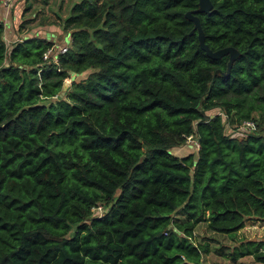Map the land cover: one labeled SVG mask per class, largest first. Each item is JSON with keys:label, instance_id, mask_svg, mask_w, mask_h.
I'll use <instances>...</instances> for the list:
<instances>
[{"label": "trees", "instance_id": "1", "mask_svg": "<svg viewBox=\"0 0 264 264\" xmlns=\"http://www.w3.org/2000/svg\"><path fill=\"white\" fill-rule=\"evenodd\" d=\"M209 1L234 57L196 0H75L56 41L0 22V264H201L198 222L264 264L235 234L264 222V0Z\"/></svg>", "mask_w": 264, "mask_h": 264}, {"label": "crops", "instance_id": "2", "mask_svg": "<svg viewBox=\"0 0 264 264\" xmlns=\"http://www.w3.org/2000/svg\"><path fill=\"white\" fill-rule=\"evenodd\" d=\"M73 1L75 0H44V3H41L43 0H14L4 4L2 1L0 22L3 24L4 40L12 42L19 37L31 34L30 32L42 35L51 41L60 40L62 32L58 24L59 17L67 14ZM26 20L35 26L24 25Z\"/></svg>", "mask_w": 264, "mask_h": 264}, {"label": "rangeland", "instance_id": "3", "mask_svg": "<svg viewBox=\"0 0 264 264\" xmlns=\"http://www.w3.org/2000/svg\"><path fill=\"white\" fill-rule=\"evenodd\" d=\"M3 4L5 2L11 3L14 0H2ZM0 0V3L2 2ZM44 3V0L43 2ZM72 3V2H71ZM30 20V19H29ZM26 22V23H25ZM31 22V20H30ZM28 20L24 21V25L28 24L33 27L35 24L30 23ZM32 33V32H30ZM41 33V32H39ZM235 53L236 51L233 50ZM233 55V53H232ZM77 78H75L76 80ZM67 85H69L68 80ZM217 112V109H211L207 111V113ZM226 131L230 132L231 129L226 127ZM236 134L241 131V129L233 130ZM192 140H186L183 144L174 146L170 148V152L174 155L181 156L189 152H193L195 150V146L192 143ZM103 210V209H102ZM195 240L198 242H206L208 246V252L202 255L201 263L202 264H258L255 262L251 256L246 255L242 256L234 262H231L227 256L226 252L228 250V246L234 243V239L227 234H221L217 232H211L206 229L204 222H198L194 229ZM236 238H264V222L258 220L247 219L244 221V224L238 231L235 233Z\"/></svg>", "mask_w": 264, "mask_h": 264}, {"label": "water", "instance_id": "4", "mask_svg": "<svg viewBox=\"0 0 264 264\" xmlns=\"http://www.w3.org/2000/svg\"><path fill=\"white\" fill-rule=\"evenodd\" d=\"M210 8H211V3L209 0H196V8L186 10L184 12V16L193 22V28L196 30V36H197L198 42L201 48H203L210 57H218L219 55L224 54V53H228L230 58L234 57L236 52L234 53L233 52L234 49L231 47H224V48L211 51L206 47V45L203 44V36H202V31H201V28L198 22V18L196 17V15L193 14V12H200V11L208 12ZM66 85H67V81L63 80L62 90L60 91V94L63 93V90L66 88Z\"/></svg>", "mask_w": 264, "mask_h": 264}, {"label": "built area", "instance_id": "5", "mask_svg": "<svg viewBox=\"0 0 264 264\" xmlns=\"http://www.w3.org/2000/svg\"><path fill=\"white\" fill-rule=\"evenodd\" d=\"M8 1V0H7ZM65 50V45H61L57 48V52H63ZM49 51H50V48H48L44 53H43V58L46 59V57H48V54H49ZM252 125V122L250 121H242V126L243 127H246V128H249L250 126ZM186 140H192L193 142V145L196 147L197 146V143L196 141L193 139L192 136H187L186 137ZM102 205L101 204H95L92 208H91V214L92 215H100L102 213Z\"/></svg>", "mask_w": 264, "mask_h": 264}]
</instances>
